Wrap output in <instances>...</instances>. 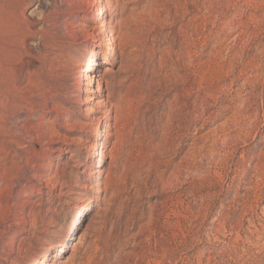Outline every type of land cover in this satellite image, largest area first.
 <instances>
[{
  "label": "rangeland",
  "instance_id": "1",
  "mask_svg": "<svg viewBox=\"0 0 264 264\" xmlns=\"http://www.w3.org/2000/svg\"><path fill=\"white\" fill-rule=\"evenodd\" d=\"M8 96L0 264H264V0H0Z\"/></svg>",
  "mask_w": 264,
  "mask_h": 264
},
{
  "label": "bare ground",
  "instance_id": "2",
  "mask_svg": "<svg viewBox=\"0 0 264 264\" xmlns=\"http://www.w3.org/2000/svg\"><path fill=\"white\" fill-rule=\"evenodd\" d=\"M100 1H104V0H100ZM49 11L51 12V8H49ZM49 12V13H50ZM106 12H107V8H103L102 12L99 13L98 15V20L99 21H102V25H101V28H102V33H106L109 29V23H107L106 19H105V16H106ZM49 15H47L45 17V19L43 21H47L49 19L48 17ZM46 31V30H45ZM44 31V32H45ZM40 34V33H39ZM111 44H114V39H110L109 40ZM72 48L73 47H70V48H65L64 51H63V54L66 56V57H69L71 56L70 53L74 52L75 50L73 49L72 51ZM43 49H46V46L41 43L40 45V51L42 53ZM97 47L93 48V50L90 51V55L88 57V68H87V72H90V71H95V68L98 67L100 64L98 63V60L101 56H103L104 54L98 50H96ZM112 51V54L111 56H115V53H116V48L112 47L111 49ZM39 58V57H38ZM44 58V57H42ZM65 58V57H64ZM40 60V59H39ZM36 61V60H35ZM42 61V60H41ZM45 61V60H44ZM40 63V62H39ZM45 63V62H44ZM43 63V64H44ZM42 63H40V65H43ZM40 68H43L44 70V67L43 66H40ZM107 74H105L104 76L103 75H94L93 77H89L87 78L88 81L90 82V86H92L93 84V81H95L96 79L99 78V82L100 83H103L104 81V78L106 77ZM104 84V83H103ZM123 84V83H122ZM102 85V84H101ZM107 88H106V91H104V93H108L107 96H104L106 99L103 101V105H101V107H104V108H109V114H108V119H112L115 121V125H116V133L120 132V127H121V124H122V121L124 119H126V115H128V106L129 104H127V99L125 97V95L121 96L122 94V90L124 89V86L121 85V87H117L118 90H115L117 88H113L112 84L111 83H107ZM120 85V84H119ZM118 86V85H117ZM113 89V90H112ZM114 91V92H113ZM120 91V92H119ZM8 100L7 104H5L4 106V110L6 112V115L4 116L5 119H0V161H5L6 163L8 162V158H5V160H2V156L5 155V153L9 150V149H12L15 151L16 154H18V152H26L28 154H30L28 152V148L25 149V148H22V150H18L21 146H22V142L23 141H29V143H31L32 147H35L36 145V142L35 141H41V138L38 137L37 140L35 139V141H32L30 140V138L28 137V134H30L31 136H33V132L31 130H26V126L23 127L22 129H20V131L18 133H13L10 129V125L8 123V120L15 117L16 113L18 112L19 110V107H18V104L17 102L15 101V99L13 98V96H8L6 98ZM91 102H93V99H90ZM130 102V101H129ZM98 104V103H97ZM130 107V106H129ZM102 109V108H101ZM91 113L95 112L94 110H90ZM96 113V112H95ZM107 118V117H106ZM94 122H98L99 124H97L98 126L101 124V120L100 119H96ZM126 123V122H125ZM96 125V126H97ZM123 125V124H122ZM94 126V125H93ZM97 126V127H98ZM40 129H43L44 125L41 123L39 124L38 126ZM13 130V129H12ZM46 132V131H44ZM46 134V133H45ZM35 135L32 137L34 138ZM13 138H17V140H19V143H16L14 141H12ZM11 139V140H10ZM52 137H51V142H52ZM34 140V139H33ZM39 141L37 143H39ZM8 145H10L11 147H9ZM102 145V143H101ZM29 147V146H28ZM7 155V154H6ZM27 155V154H26ZM7 157V156H6ZM24 157V159H26V164L27 166L31 163V161L29 160V158H27V156H22ZM11 162V161H10ZM1 163V162H0ZM104 161L102 160L101 161V164H103ZM37 166V165H35ZM101 167V165H99V168ZM49 181V180H48ZM46 182V181H45ZM44 182V183H45ZM48 183V182H47ZM48 187V186H47ZM65 248L66 246H62L60 248L61 250V253L65 252ZM69 249V248H68ZM71 249V248H70ZM50 251L51 250H48L46 252V254L41 257L40 259H37L35 260V262L33 264H46L48 261H49V258H50Z\"/></svg>",
  "mask_w": 264,
  "mask_h": 264
}]
</instances>
